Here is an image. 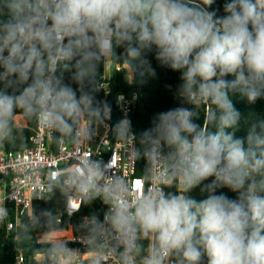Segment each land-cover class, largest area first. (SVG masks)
Here are the masks:
<instances>
[{"label": "clouds", "instance_id": "1", "mask_svg": "<svg viewBox=\"0 0 264 264\" xmlns=\"http://www.w3.org/2000/svg\"><path fill=\"white\" fill-rule=\"evenodd\" d=\"M215 2L0 0V148L26 151L25 126L35 125L53 143L82 149L63 167L17 163L32 195L13 225L16 244L38 233L40 245L29 264H264V118L237 137L241 113L230 97L264 100V0H225L222 16L209 10ZM153 53L180 73L181 104L153 116L139 147L127 110L112 129L133 167L146 161L134 191L114 154L105 163L85 146L112 114L97 99L101 63L122 65L131 82L138 68L156 76ZM197 188L200 199L189 195ZM57 193L69 216L99 200L102 218L84 217L73 237L59 210L32 206ZM8 200L24 202L21 189L0 196V224ZM77 239L85 251L68 246Z\"/></svg>", "mask_w": 264, "mask_h": 264}, {"label": "trees", "instance_id": "2", "mask_svg": "<svg viewBox=\"0 0 264 264\" xmlns=\"http://www.w3.org/2000/svg\"><path fill=\"white\" fill-rule=\"evenodd\" d=\"M224 2L225 0H216L215 4L209 10H217V15L222 16L224 14ZM116 51L119 56L123 53V48H118ZM148 59L150 60L152 67L156 70L155 77L148 76L147 74L141 77L139 74L141 70L138 68L134 74L132 82L129 83L124 74L116 72L111 78V88L109 93L106 94L103 90H100L97 93V99L106 101L112 106V124H114V126L123 118L122 114L118 110L116 100L117 94H137L136 104L128 116L132 122V131L137 137L135 141L136 147H139L140 133L151 126V120L155 114L180 106L181 104V101L176 96L177 87L181 83L180 73L161 67L155 60L154 53L149 54ZM118 63H122V60H119ZM103 73L104 66L103 63H101L98 69V79H100ZM68 77L69 74L65 73V82H70ZM227 78L233 79L234 77L229 76ZM72 86L75 87V85ZM230 97L236 109L241 113V127L235 135L237 137H243L246 134L247 121L256 117L264 118V100H258L255 104H249L247 99L238 92L230 94ZM197 122L201 124L203 123L202 111L200 119ZM34 126L35 125L25 126L27 129L28 141ZM18 150V148L10 144L6 145L4 148H0V151L6 152ZM145 166V160H137V174L139 176H142ZM220 191H223L230 198H235V194L227 189H222ZM189 195L197 199L202 198L198 188L194 189L191 193H189ZM32 206L37 211L40 209L59 210V212L62 213V226L69 229L72 235L80 233L78 226L84 217L89 216L92 212H100L102 218V211L104 209L102 203L97 200L91 205H83L80 213H77L74 216H69L64 211L63 199L59 193H57L56 197L48 202L32 200ZM37 235L38 233H33L32 240H23L17 245L15 239L16 232L14 230H8L5 224L0 225V264H16L15 257L18 252L23 254L26 258V262L24 264H29L32 250L40 247V245L36 242Z\"/></svg>", "mask_w": 264, "mask_h": 264}, {"label": "built area", "instance_id": "3", "mask_svg": "<svg viewBox=\"0 0 264 264\" xmlns=\"http://www.w3.org/2000/svg\"><path fill=\"white\" fill-rule=\"evenodd\" d=\"M122 67L123 66L120 64L109 62V64L105 67L103 75L99 79V83L103 86L100 90H103L106 94L109 93L111 88V78L116 72L124 74L128 79L127 71L122 69ZM131 82L129 81V83ZM120 97H123V101L119 100ZM116 100L118 110L124 118L125 110H127V116H129L132 112L137 101V94L134 93L131 95H125L123 93H119L116 96ZM106 123L108 127H98L97 135L92 139L89 145L85 146V150L93 152L94 159L103 160L105 163L110 161L114 154L113 164L117 167V170L132 181L134 191L138 188L142 189L143 183L141 181V176L137 174V161L135 162L134 167L130 164L125 154V146L122 143H118L115 134L112 131L114 128V124H112V114L111 119ZM34 128L35 131L32 130L26 151H0V196L3 195L4 190L8 189L11 185H15L21 189L24 201L18 202V207L15 200L6 201V207L9 209L10 216L7 221L0 225L5 224L8 230H14L13 225L15 220L28 207L27 201L32 195V189L27 187V185L31 184V177L25 174V170L23 168L18 169L17 163L22 159H29L42 162V166L45 169L56 166L63 167L64 165L72 162L71 157L74 152H80L82 150L81 148L74 147L68 143L62 146L57 145L45 136L42 129L36 128V126H34ZM37 179H40V177H37ZM172 190L174 191V189ZM73 207H76V205H73ZM82 208L83 205H81L80 209L74 212L71 216L80 213ZM80 235L81 233H78L73 235V237H79ZM68 246L70 248L79 249L81 252L85 251L84 245L80 243L78 239L70 242ZM83 259L87 260V256ZM15 260L16 264H24L26 262V258L20 252L17 253Z\"/></svg>", "mask_w": 264, "mask_h": 264}]
</instances>
